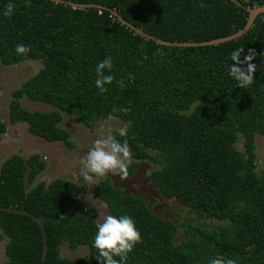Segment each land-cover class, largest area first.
<instances>
[{
  "label": "trees",
  "instance_id": "1",
  "mask_svg": "<svg viewBox=\"0 0 264 264\" xmlns=\"http://www.w3.org/2000/svg\"><path fill=\"white\" fill-rule=\"evenodd\" d=\"M0 0V61L13 66L42 63L37 74L12 93L9 121L25 123L29 132L48 142L76 147L62 127L63 113L78 117L92 129L109 115L127 124L131 148L128 174L147 160L157 168L149 179L159 191L221 222L215 228L179 225L155 214L143 197L126 195L109 178L97 185L109 212L130 217L141 242L126 264H209L234 259L236 264H264V166L258 171L257 135L264 137V14L238 40L207 47H170L136 33L135 28L167 42H207L244 28L249 10L264 0ZM15 5L6 17V5ZM74 4V5H73ZM205 5L201 7L200 5ZM80 5H95L80 8ZM17 44L31 50L15 52ZM244 47L257 53L254 82L241 89L227 71L232 51ZM111 57L114 76L99 94L96 66ZM121 82L123 86H121ZM53 107L31 111L21 99ZM126 112H112L113 108ZM7 124L0 119V142ZM240 138L244 151L236 148ZM40 155L8 158L0 169V208L25 210L40 218L47 236L45 264H99L93 246L96 219L77 203L84 189L57 178L37 182L46 169ZM3 264H42L44 238L31 216L0 211ZM67 243L88 247L80 259L61 256ZM118 259V258H116Z\"/></svg>",
  "mask_w": 264,
  "mask_h": 264
},
{
  "label": "rangeland",
  "instance_id": "2",
  "mask_svg": "<svg viewBox=\"0 0 264 264\" xmlns=\"http://www.w3.org/2000/svg\"><path fill=\"white\" fill-rule=\"evenodd\" d=\"M41 67L42 63L39 61L28 60L13 66L3 65L0 61V119L7 124V133L0 142V169L3 163L15 154L24 156L28 161L34 155H40L47 166L45 171L39 175L37 182L49 184L57 178L66 179L73 185L84 189L77 199V203L89 209L96 221L100 216L112 215L107 205L99 198L97 185H85L83 178L80 177L81 160L92 147L94 140L104 133L107 128H112L113 131L118 128L126 130L127 124L115 118L111 121H100L90 129L85 127L78 117L64 112L62 127L71 133L72 140L76 145L74 149L68 148L62 142L51 143L32 135L25 123L12 125L9 121L12 93L29 78L37 74ZM21 103L31 111L49 112L54 109L49 105L33 102L27 97H23ZM74 124L76 126H73ZM255 144L258 156V171H260L264 166V137L257 135ZM236 148L244 151L243 138L238 140ZM156 168L157 166L152 161L147 160L133 174H128L126 180H121L118 176L109 174L101 178L99 182L109 178L112 184L121 189L126 195L143 197L155 214L179 225L175 238L176 244L183 240L184 228L187 223L209 229L215 228L221 223L218 220H206L204 214L192 212L188 207L182 205L178 199L162 194L149 179V175ZM7 241L8 238L5 237L0 243V264L7 260ZM88 254V247L72 250L67 243H64L61 247V256L64 258L76 260Z\"/></svg>",
  "mask_w": 264,
  "mask_h": 264
},
{
  "label": "clouds",
  "instance_id": "3",
  "mask_svg": "<svg viewBox=\"0 0 264 264\" xmlns=\"http://www.w3.org/2000/svg\"><path fill=\"white\" fill-rule=\"evenodd\" d=\"M201 7L205 5L201 4ZM15 5L9 3L6 5L4 15L11 17ZM15 52L18 55H26L30 48L24 44H17ZM244 47H239L232 51L230 64L227 68L228 74L237 81V86L241 89H247L254 82V74L257 66L252 62L257 53L254 49H249L243 60L241 54ZM113 61L111 57L105 58L96 66L95 86L100 95H104L108 89L105 85L113 83L114 76L105 75V72H111ZM121 86H123L121 82ZM126 112V109L113 108L112 112ZM113 115L108 116V120H114ZM73 126H76L75 124ZM116 134L120 137H126L124 128L116 129ZM112 128H107L97 139L94 140L92 147L81 160L80 177L83 178L85 185H98L99 180L107 175L118 176L121 180L128 178V166L131 163L132 152L127 139L123 142L117 139ZM91 197V195H89ZM88 197V198H89ZM96 233L93 246L98 251L96 259L99 264H126L129 253H131L136 244L141 242V234L137 230L134 221L126 216L117 218L113 215L100 216L96 223ZM118 258V259H116ZM209 264H236L234 259H225L217 257L211 259Z\"/></svg>",
  "mask_w": 264,
  "mask_h": 264
},
{
  "label": "water",
  "instance_id": "4",
  "mask_svg": "<svg viewBox=\"0 0 264 264\" xmlns=\"http://www.w3.org/2000/svg\"><path fill=\"white\" fill-rule=\"evenodd\" d=\"M57 3L62 2L61 0H55ZM74 5V4H73ZM95 7V5H80V8H92ZM119 19V21L122 24L127 25L128 27H130L132 30H134L136 33L141 34L142 36L154 40L155 42H157V44L159 45H164V46H170V47H179V48H187V47H207V46H216L222 43H226V42H230L233 40H238L239 38H241L242 36L246 35L251 28L253 27L257 17L260 14H264V6H259V7H255L253 9L249 10V18L247 21V24L245 25L244 28L240 29L239 31H237L235 34L230 35L228 37H223V38H218L215 40H211V41H207V42H201V43H195V42H167L161 39H158L146 32H144L143 30L139 29V28H135L133 27L131 24L127 23L122 16H120L119 14L115 13ZM2 210H8V211H12L15 213H19V214H24V215H29L32 218H34L41 226L42 232H43V238H44V251H43V255H42V264H45L46 262V256H47V236H46V231H45V227L44 224L42 222V220L30 213H28L25 210H12V209H7V208H0V211Z\"/></svg>",
  "mask_w": 264,
  "mask_h": 264
}]
</instances>
